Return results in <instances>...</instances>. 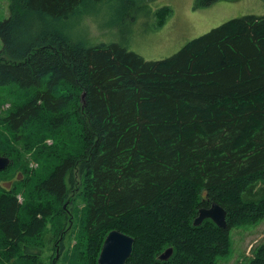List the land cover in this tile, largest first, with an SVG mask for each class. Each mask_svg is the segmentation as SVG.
Here are the masks:
<instances>
[{"label":"trees","instance_id":"16d2710c","mask_svg":"<svg viewBox=\"0 0 264 264\" xmlns=\"http://www.w3.org/2000/svg\"><path fill=\"white\" fill-rule=\"evenodd\" d=\"M146 1L10 0V16L0 22V100H27L13 102L1 132L30 138L35 161L54 169L35 196L59 203L45 196L36 210L22 208L28 221L21 218L12 193L35 178L27 168L0 197V261L50 264L39 250L53 249L46 220L61 215L66 198L72 234L86 242L68 252L71 264H99L115 230L135 239L127 264H219L233 250L235 230L264 220V16L229 20L160 61L71 33L82 13L100 5L116 6L123 21L142 15ZM222 1L197 0L195 8ZM170 12L151 14L156 29ZM0 156L13 166L9 153ZM214 203L226 210L227 227L194 226L200 209ZM68 219L64 212L56 236ZM169 248L173 256L161 261ZM248 259L264 264V242ZM52 264H61L60 255Z\"/></svg>","mask_w":264,"mask_h":264},{"label":"rangeland","instance_id":"374dc122","mask_svg":"<svg viewBox=\"0 0 264 264\" xmlns=\"http://www.w3.org/2000/svg\"><path fill=\"white\" fill-rule=\"evenodd\" d=\"M196 3L197 0H147L145 3L142 2V15L127 18L123 21L115 15L118 9L116 6L109 8V6L100 5L93 15L82 13L75 20V26L71 30V33L75 39L88 40L91 46L119 43L130 51L142 56L147 61H160L172 57L190 41L210 32L229 20L247 15L264 16V0H240L239 2L224 0L205 11L197 10L195 8ZM9 6L10 0H0V22L5 21L10 16ZM164 7H170L173 10V15L172 12L167 14L165 17L167 21L166 25L161 29H156L157 19L155 16L152 17L151 14L154 15L160 8ZM2 48L3 43L0 39V50ZM8 93H6V97L10 95ZM3 94L0 93V96ZM7 100V102L0 100V153H9L15 161L13 166L0 172V197L8 195L17 181L24 179V173L27 168L30 171H34L35 175L33 176L35 178L23 187L17 185V188L12 193V196H17L18 202L22 206L19 210L21 218L28 221L31 214L22 210L25 206L31 209L33 203L35 206L33 210H36L37 204L48 200L45 196L59 203L58 197L47 194H43L39 198L35 196L37 194L35 191L39 185L38 183L42 182L44 178H49L54 169H45L35 161L33 157L34 151L29 152L28 145L25 143L27 139H30L29 137L25 136L20 140H16L8 131L5 133L1 132L6 127L4 123L5 116L16 108L13 102L15 101L17 104L23 103L26 102L27 98H22V101L12 98H7ZM53 141V139L44 140L46 145H52ZM53 164L57 166L59 163L55 161ZM69 202L70 199L66 198L64 200L65 210H62L59 217L49 216L51 218L46 220L45 234L51 236V244L53 246L51 248L53 249H44L43 246V249L39 250L42 251L43 260L48 261L50 264L57 260L58 255H60L61 264H71V257L65 258L68 252L78 248L79 244L83 246L79 249H84L86 246L85 241L80 243L78 232L74 233V235L72 234L74 227L73 222H71L73 218V203L69 205ZM60 208L55 206L53 213L60 210ZM64 212L65 218L69 217V222L66 224L65 229L56 236L53 231L63 223ZM187 219L191 223L192 217L189 216ZM26 238L28 239L29 237L26 236ZM30 241L36 245V241ZM233 242L234 246L231 254L228 256L229 258L225 260L220 259L219 264H247L249 261L248 257L251 258L252 256V249L264 242V220L258 225L253 226V228L235 230ZM11 253H5L4 255L8 258L11 256ZM15 260L19 262L22 259L16 257ZM0 264L10 263L8 260L3 259L0 261Z\"/></svg>","mask_w":264,"mask_h":264},{"label":"water","instance_id":"95a60500","mask_svg":"<svg viewBox=\"0 0 264 264\" xmlns=\"http://www.w3.org/2000/svg\"><path fill=\"white\" fill-rule=\"evenodd\" d=\"M11 165V160L5 156H0V172L5 171ZM227 214L225 210L214 203L210 208L201 209L199 216L194 222V226L198 227L203 224L205 220H212L219 228H226ZM135 240L119 231H112L106 238L100 258L99 264H127L128 259L133 252ZM174 250L172 248L165 251L160 256L161 261H168L173 256Z\"/></svg>","mask_w":264,"mask_h":264},{"label":"bare ground","instance_id":"6f19581e","mask_svg":"<svg viewBox=\"0 0 264 264\" xmlns=\"http://www.w3.org/2000/svg\"><path fill=\"white\" fill-rule=\"evenodd\" d=\"M8 158V157H7ZM10 159V158H9ZM11 160V159H10ZM11 163H12V161H11ZM11 166V165H10ZM3 172V171H2ZM222 207V206H221ZM223 208V207H222ZM202 209H204V208H202ZM206 209H208V208H206ZM224 209V208H223ZM201 210V209H200ZM225 210V209H224ZM225 212H226V210H225ZM226 214H227V212H226ZM199 216V215H198ZM208 220H210V219H208ZM206 221V220H205ZM204 223V222H203ZM199 227V226H198ZM227 227V226H226ZM224 229V228H223ZM116 231V230H115ZM120 232V231H119ZM111 233V232H110ZM109 233V234H110ZM122 233V232H121ZM124 234V233H123ZM126 235V234H125ZM131 237V236H130ZM133 238V237H132ZM134 239V238H133ZM135 240V239H134ZM135 243V242H134ZM170 249V248H169ZM173 249V248H172ZM174 250V249H173ZM165 253V252H164Z\"/></svg>","mask_w":264,"mask_h":264}]
</instances>
